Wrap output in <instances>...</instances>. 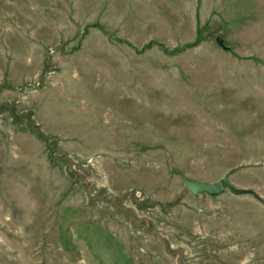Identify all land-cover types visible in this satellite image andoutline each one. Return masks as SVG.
<instances>
[{
    "label": "rangeland",
    "instance_id": "374dc122",
    "mask_svg": "<svg viewBox=\"0 0 264 264\" xmlns=\"http://www.w3.org/2000/svg\"><path fill=\"white\" fill-rule=\"evenodd\" d=\"M77 209L139 264H264V0H0V264H95Z\"/></svg>",
    "mask_w": 264,
    "mask_h": 264
},
{
    "label": "crops",
    "instance_id": "0c3cea01",
    "mask_svg": "<svg viewBox=\"0 0 264 264\" xmlns=\"http://www.w3.org/2000/svg\"><path fill=\"white\" fill-rule=\"evenodd\" d=\"M82 216L83 210L62 211L58 244L63 251L82 245L95 264H139L123 239L103 226L79 222Z\"/></svg>",
    "mask_w": 264,
    "mask_h": 264
},
{
    "label": "water",
    "instance_id": "95a60500",
    "mask_svg": "<svg viewBox=\"0 0 264 264\" xmlns=\"http://www.w3.org/2000/svg\"><path fill=\"white\" fill-rule=\"evenodd\" d=\"M216 41L222 48L227 49V46L224 44L222 38L217 37ZM185 184L187 189L194 195H201V194L220 195L224 193L226 189H228L234 195L243 194L242 190L236 189L231 184L228 176L222 177L216 183L187 181Z\"/></svg>",
    "mask_w": 264,
    "mask_h": 264
}]
</instances>
